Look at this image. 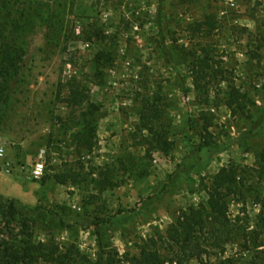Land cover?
Returning <instances> with one entry per match:
<instances>
[{"label": "rangeland", "instance_id": "rangeland-1", "mask_svg": "<svg viewBox=\"0 0 264 264\" xmlns=\"http://www.w3.org/2000/svg\"><path fill=\"white\" fill-rule=\"evenodd\" d=\"M5 1L22 17L15 36L24 53L2 113L0 195L43 216L35 226L0 212V244L33 234L35 244L76 246L91 260L101 246L137 256L182 211L206 205L228 168L237 185L221 243L210 237L207 253L188 264H251L256 250L246 240L257 232L264 245V0ZM194 52L212 66L203 91L194 86ZM73 86L85 97L78 106L67 103ZM233 88L251 101L244 113L226 105ZM146 101L162 112L156 127L174 144L168 155L140 129ZM87 123L96 127L91 152L74 139ZM206 128L223 150L202 158ZM41 151L45 172L35 179ZM68 174L77 180L57 182ZM11 185L17 194L1 192ZM33 255L32 264H48Z\"/></svg>", "mask_w": 264, "mask_h": 264}, {"label": "trees", "instance_id": "trees-1", "mask_svg": "<svg viewBox=\"0 0 264 264\" xmlns=\"http://www.w3.org/2000/svg\"><path fill=\"white\" fill-rule=\"evenodd\" d=\"M22 17L13 18V11L5 0H0V127L2 121L3 108L9 103L11 98V84L21 69L23 59V46L18 36H15L21 27ZM200 32L201 28H197ZM98 36L99 33H96ZM20 38V37H19ZM91 40V39H90ZM206 50L204 49V52ZM194 60V86L197 91H203L207 86L202 85V81L207 79V75L212 66L209 58L201 59L198 52L191 54ZM85 100L83 93L76 86L71 89V96L67 100L70 106H78ZM251 101L248 95L241 93L238 89L233 88L227 96L226 105L234 115L244 113ZM162 112L158 106L151 101H146L141 113V131H146L153 135L156 142L157 150L168 155L174 144L170 139L157 129V122L161 119ZM78 145L82 150L93 151L96 139V127L92 123H87L74 136ZM213 141L212 135L206 128V136L200 147V154L209 156L210 154L222 151ZM259 161L264 164V151L259 156ZM59 184L66 185L68 182H75V175L68 174L56 176ZM113 187L111 181H107L103 185ZM237 185V172L233 169L223 168L214 178L211 189L208 192V201L206 205L189 208L182 211L175 225L167 232V236H159L157 239L152 238L145 241L140 246V252L137 256L126 255L125 258L119 255L109 247H102L96 260H91L88 256L81 253L76 246L62 249L60 245L49 243L33 242V234L25 237L18 244L10 245L8 243L0 244L1 256L11 259L12 264H32L35 253L40 260L48 264H116L115 258H119V263L126 264H188L195 258H201L207 253L204 245L212 236L220 245L222 228L227 226L229 222V202L228 196L232 194ZM8 211L13 219L26 217L27 221L33 225H37L38 220L43 216L42 210L31 208L23 205L17 199H10L0 195V212ZM217 221L221 228L209 225L210 220ZM64 226L63 224L61 227ZM254 239L248 242L245 237V248L251 250L250 243L254 244L256 250L255 256L251 264H264V247L259 243L260 234L255 232ZM166 248L167 253H162V248ZM11 252V253H10Z\"/></svg>", "mask_w": 264, "mask_h": 264}, {"label": "built area", "instance_id": "built-area-1", "mask_svg": "<svg viewBox=\"0 0 264 264\" xmlns=\"http://www.w3.org/2000/svg\"><path fill=\"white\" fill-rule=\"evenodd\" d=\"M7 155V148H6V143L0 136V161L4 160ZM46 157V152L41 151L38 156V163L33 167L32 170V176L35 179H40L43 177L44 172H45V160Z\"/></svg>", "mask_w": 264, "mask_h": 264}, {"label": "crops", "instance_id": "crops-1", "mask_svg": "<svg viewBox=\"0 0 264 264\" xmlns=\"http://www.w3.org/2000/svg\"><path fill=\"white\" fill-rule=\"evenodd\" d=\"M1 192L7 194V196H12L13 194H17L19 191L17 186L11 185L9 188H2Z\"/></svg>", "mask_w": 264, "mask_h": 264}]
</instances>
